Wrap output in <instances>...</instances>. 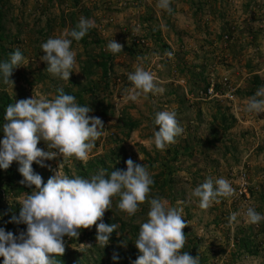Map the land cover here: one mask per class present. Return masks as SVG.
<instances>
[{"label":"rangeland","instance_id":"374dc122","mask_svg":"<svg viewBox=\"0 0 264 264\" xmlns=\"http://www.w3.org/2000/svg\"><path fill=\"white\" fill-rule=\"evenodd\" d=\"M157 3L0 0V61L16 49L24 56L10 77L13 88L0 81V96L9 105L32 96L52 99L63 88L103 121V134L86 161L57 157L44 161L45 166L33 162V171L45 183L55 171L90 179L101 169L126 170L125 160L131 158L154 180L149 200L159 197L183 209L188 225L182 251L198 256L200 264H264V220L251 224L245 215L250 206L264 215V112L244 111L249 97L264 86V0H172L171 14ZM82 16L95 27L80 41L73 40L77 63L66 81L47 71L40 45L75 28ZM111 39L123 45L121 52L107 50ZM138 63L163 91L132 101L127 77ZM162 110H174L184 128L163 151L155 147L153 136L158 130L155 113ZM38 146L48 150L43 141ZM19 166L13 161L7 170L0 169V219L18 216L19 202L34 190L19 183ZM209 176L227 179L235 195L220 197L205 210L191 193ZM118 200L113 197L103 217L119 226L108 244H96L95 226L81 229L77 239L64 237L65 252L55 257L60 264L135 261L139 226L150 205L145 202L128 216L116 207ZM233 212L237 219L229 223ZM25 230L26 225L15 223L6 229L15 235Z\"/></svg>","mask_w":264,"mask_h":264},{"label":"clouds","instance_id":"9594fccd","mask_svg":"<svg viewBox=\"0 0 264 264\" xmlns=\"http://www.w3.org/2000/svg\"><path fill=\"white\" fill-rule=\"evenodd\" d=\"M172 0H158L157 7L172 13ZM93 20L80 17L76 27L66 30L59 37H49L40 47L41 60L47 63V71L69 81L76 66V53L72 42L80 41L90 28ZM123 45L111 39L107 50L113 54L121 52ZM167 55L171 57L172 52ZM142 57L138 60L142 61ZM24 56L19 49L9 54V59L0 61V81L13 88L10 79L14 68L22 65ZM76 72H79L76 70ZM132 84L129 99L136 101L140 95L162 93L154 75L138 63L133 72L128 73ZM52 99L26 98L6 107L0 139V169L7 170L13 161L19 163L18 171L23 177L21 185L34 189L25 194L19 202V215L10 217L15 224L26 225V230L15 235L0 227V257L3 264H60L56 256L65 252L64 237L77 239L81 229L96 228V244L104 247L111 234L119 227L116 223H105L103 217L112 208L113 197H119L116 207L133 216L145 202L150 205L147 220L140 224L135 247L139 256L132 264H200L198 256L182 251L186 244L183 229L188 225L182 216L183 209L169 206L167 200L155 197L149 200L154 180L144 165L136 164L131 158L125 160L126 170L113 169L110 173L101 169L90 179L55 171L46 183L35 173L33 162L44 165V161L62 157H75L86 161L95 147V141L102 136L104 123L101 118L89 115L93 109L79 105L76 97L58 89ZM244 111L259 114L264 112V86L249 97ZM154 144L163 151L174 144L176 137L184 132L174 110L155 113ZM43 141L48 150L38 146ZM192 196L198 198L199 207L208 209L220 197L235 195V189L223 178L207 177L196 186ZM238 213H231L229 223L237 219ZM251 224L264 220L254 207L245 213ZM91 247V244H86ZM86 250L85 248L80 251ZM113 256V259H116Z\"/></svg>","mask_w":264,"mask_h":264},{"label":"trees","instance_id":"16d2710c","mask_svg":"<svg viewBox=\"0 0 264 264\" xmlns=\"http://www.w3.org/2000/svg\"><path fill=\"white\" fill-rule=\"evenodd\" d=\"M1 13H0V21H1ZM2 29V26H1V22H0V30ZM7 100L5 97H1L0 96V123H5V120H4V115H5V110H6V107H7ZM133 126V124H129L128 127L131 128ZM30 188H26L27 191H29ZM10 217L9 215H5L4 219H0V227H3L5 230L6 229H11V227L14 225V223L12 222H9L10 221ZM103 221L105 223H113L114 220L111 219V218H103ZM132 228L138 230L136 228V226H133ZM130 255V254H128ZM131 256V255H130ZM132 257V256H131ZM133 258V257H132ZM136 258H133V260H135Z\"/></svg>","mask_w":264,"mask_h":264},{"label":"built area","instance_id":"2783aa9c","mask_svg":"<svg viewBox=\"0 0 264 264\" xmlns=\"http://www.w3.org/2000/svg\"><path fill=\"white\" fill-rule=\"evenodd\" d=\"M241 178H242V177H241ZM243 185H244L243 182L239 184V186L241 187V190H242V191L245 190Z\"/></svg>","mask_w":264,"mask_h":264}]
</instances>
